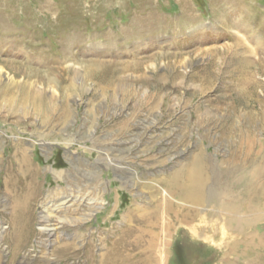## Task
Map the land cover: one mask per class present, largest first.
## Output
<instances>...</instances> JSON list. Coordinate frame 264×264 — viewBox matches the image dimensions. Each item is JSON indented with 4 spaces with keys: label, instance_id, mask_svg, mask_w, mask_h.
Masks as SVG:
<instances>
[{
    "label": "rangeland",
    "instance_id": "rangeland-1",
    "mask_svg": "<svg viewBox=\"0 0 264 264\" xmlns=\"http://www.w3.org/2000/svg\"><path fill=\"white\" fill-rule=\"evenodd\" d=\"M67 197L50 244L39 215ZM0 228V264H147L146 228L153 264L243 263L264 235V0H0Z\"/></svg>",
    "mask_w": 264,
    "mask_h": 264
},
{
    "label": "bare ground",
    "instance_id": "bare-ground-1",
    "mask_svg": "<svg viewBox=\"0 0 264 264\" xmlns=\"http://www.w3.org/2000/svg\"><path fill=\"white\" fill-rule=\"evenodd\" d=\"M74 201H76V199L74 200L71 197H67V198H64L61 201V203H59L58 205H53L52 211H48L45 208L42 209V211L39 215V218H38L39 223L42 225V227L39 231H40V234L47 235V242L48 243L51 244L50 240L55 235V231H56L55 227H52L49 224L51 221V218L55 217V215L51 214L50 212L56 213V214L60 213L63 210H66L69 207H71L73 205V204H71V202L73 203ZM231 210L236 212V211H239V208L234 207V208H231ZM89 216H91V214H89V213L86 216H82V220L87 221ZM57 219H58V217H57ZM62 222H64V221L61 220L59 222V224H61ZM230 222L234 225V223L236 221L230 220ZM236 225L242 226L241 223H239V222H236ZM147 228H150V224H148ZM147 228L140 231L139 237L140 238L143 237L142 240L145 241L144 242L146 245V248H145L146 257L145 258H146L147 264H153L155 262V253H156L155 250L157 249L155 246L157 244L158 239H157L156 234L153 232V230H150ZM141 233H142V236H141ZM30 234H31L30 231H27V232L25 231V233L21 232V236H22V238H21L22 242L20 241V243H22L21 245L27 244L28 236ZM145 237H146V239H145ZM24 238H25V240H24ZM263 238H264V235L262 237L256 238L254 242H251V243H253L254 246L249 243L250 241L248 240V237L246 238L247 242L245 241V248L242 249V251L238 254V258H240L243 261V263H241V264H263L262 260H261V262L258 261L260 257H258L257 255H254L255 253H254V249H253V248L256 249L258 247H262L264 245V239ZM138 240H140V239H138ZM2 242L7 244L6 249H3ZM9 243H10L9 242V231L3 232V228H0V260H1V257L5 253H7L6 251H8V253H9V245H10ZM49 246L50 245H48L47 247H49ZM15 248L16 249H14V255L18 253L19 246L17 245V247L15 246ZM69 249H71V245L64 243V242L59 243V245L57 247V250L59 252H62L63 258L66 260L69 258V254H72L71 251L69 252ZM107 263H109V264H122V260L118 259V257L115 255L114 257L110 258ZM6 264H9V260L6 262Z\"/></svg>",
    "mask_w": 264,
    "mask_h": 264
}]
</instances>
